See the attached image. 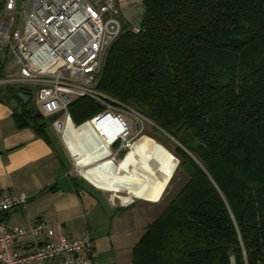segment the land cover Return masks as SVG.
Segmentation results:
<instances>
[{"label": "trees", "instance_id": "1", "mask_svg": "<svg viewBox=\"0 0 264 264\" xmlns=\"http://www.w3.org/2000/svg\"><path fill=\"white\" fill-rule=\"evenodd\" d=\"M142 3L140 30L122 22L96 88L155 125L187 180L145 226L132 264H264V0ZM22 90L1 86L0 98L46 137L49 120ZM102 110L87 97L68 106L76 126Z\"/></svg>", "mask_w": 264, "mask_h": 264}, {"label": "built area", "instance_id": "2", "mask_svg": "<svg viewBox=\"0 0 264 264\" xmlns=\"http://www.w3.org/2000/svg\"><path fill=\"white\" fill-rule=\"evenodd\" d=\"M122 30L116 0H0V52L13 56L17 65L14 74L0 75V87H33L38 110L45 117L57 115L52 125L61 136L69 104L91 98L103 110L89 122L112 118L105 124L116 133L109 147L124 145L143 115L96 88L107 50ZM131 30L138 32L140 25ZM27 200L22 191L0 194V264H94L95 244L88 234L60 232L55 239L44 219L7 227L3 215ZM26 237L33 239L31 249L19 251L16 245Z\"/></svg>", "mask_w": 264, "mask_h": 264}, {"label": "crops", "instance_id": "3", "mask_svg": "<svg viewBox=\"0 0 264 264\" xmlns=\"http://www.w3.org/2000/svg\"><path fill=\"white\" fill-rule=\"evenodd\" d=\"M116 3L123 23L131 26L140 25L144 16L142 0H116ZM4 64L5 62L3 67ZM3 74L5 73L2 68ZM18 87L23 88L22 92L32 98V90L29 87ZM15 110H19L15 101L0 98V194L22 191L28 200L24 206L3 215L6 226H29L37 219H44L52 226L55 239L60 232L68 237L88 234L95 244L94 264H132V248L141 237L145 226L152 220L146 224L140 221L142 226L139 232H136L131 225L133 220V217L130 218L131 215L111 218L108 228L110 250L101 251L97 250L96 240L92 235L93 227L86 211L88 207L93 206L94 201H99L97 196L111 207L119 209L127 208L138 200L156 203L150 200L149 194L152 193L150 190H147L146 197L137 196L139 193L124 188L118 175L119 165L123 167L122 174L134 172L132 170L138 165V173H141L139 170L144 164L140 154L136 152L138 155L135 158L130 157L128 161L125 160L128 155H124L125 158L119 160V165L115 158L106 157L109 150L106 151L105 148H109L116 133L105 129L102 121L95 119L90 122V129L84 128L87 123L83 126H76L73 122L67 123L65 135L71 132L78 137L76 131L82 128L84 133L93 130L97 135L94 138L88 137L92 146L90 151L95 155L91 156L92 159L86 150L74 156L62 148L57 134L51 138L45 131L46 137H43L30 126L20 127L13 116ZM91 123L96 126L101 136ZM136 145H133L135 150L138 146ZM163 155L170 159L161 150L157 167L164 163V168H170L163 161ZM75 164L80 169V175L74 171ZM107 165L110 167H107L106 172L104 166ZM155 172H158L156 167ZM87 187L94 192H90ZM32 241L31 237H26L17 243L16 247L19 251H28L31 249Z\"/></svg>", "mask_w": 264, "mask_h": 264}, {"label": "rangeland", "instance_id": "4", "mask_svg": "<svg viewBox=\"0 0 264 264\" xmlns=\"http://www.w3.org/2000/svg\"><path fill=\"white\" fill-rule=\"evenodd\" d=\"M5 58V64L3 67L4 73L14 74L17 69L14 57L11 55H7L5 56ZM29 87L32 90L30 105L33 108L38 109L35 103V89L31 86ZM46 118L47 120H49V124L46 127L48 135L53 138L55 137V134H57V138H59L58 141H60L59 143H61L62 148L65 149V151L76 156L78 152H85L86 150L88 156L91 159L93 156H95L92 155L90 151L92 146L90 145L91 141L88 137L94 138L97 137V135L93 132V130H90L91 132L89 133L83 132L85 127H89V120L85 122L87 123V125L84 126V128L76 131L79 134L78 137L74 136L71 132H69L68 135L64 134L61 137V135H59L55 131L52 125V121L55 119V117L48 116ZM110 119L112 118L109 117L103 120L102 123L105 125L107 122L108 124ZM67 123L72 124L70 118L68 119ZM154 128L155 125L148 118L141 116L138 118V120H136L133 130L128 136V141L124 145L118 143L117 146H112L111 149H109L110 147H104L106 151L109 150L106 157H108L109 159L115 158L116 161H118V165L119 162L123 160L125 156L128 155V153H130L131 151L138 152L140 154L141 161L144 164V170L142 173H138V165L132 170L134 172H126V174L124 172L122 174L121 169L123 167L119 165L118 175L121 178L120 181L123 183L122 185L125 186L124 188L130 189L132 190V192L139 193V195L137 196L141 195L142 197H146L147 190H150V192H152L149 194L150 200H154L156 201V203H149L147 201L138 200L127 208L119 209L111 207L109 203L103 201V199L101 200L100 197L97 196L99 201H94L91 208L86 207L87 218L88 220H90L91 226L93 227L92 235L96 240L97 250H110L108 228L111 218L117 219L118 217H129L131 215L130 218L132 219L133 217L131 223L132 228H134V231L139 232V228L142 226V223L140 221H143V223L146 224L156 218L187 180V178L179 170H177V158L167 148L169 147V143L165 142L166 145H164L162 143L155 142L152 139L153 137H156L164 140V136L155 131ZM88 129H90V127ZM60 137L62 138V140ZM136 143L138 146L136 145ZM133 145L137 146L136 150ZM161 150H163L165 154L170 158L172 167H163L160 168L158 172H155V167H157L159 163ZM121 153H123V155ZM108 166L109 165L104 166L105 171ZM74 171L77 175H80V169L77 166L75 167ZM86 189H88L90 192H94V190L89 187H87ZM89 201L91 202V200Z\"/></svg>", "mask_w": 264, "mask_h": 264}, {"label": "bare ground", "instance_id": "5", "mask_svg": "<svg viewBox=\"0 0 264 264\" xmlns=\"http://www.w3.org/2000/svg\"><path fill=\"white\" fill-rule=\"evenodd\" d=\"M92 125H93V123H92ZM94 126V125H93ZM95 128H96V126H94ZM97 129V128H96ZM97 131H98V133L100 134V132H99V130L97 129ZM100 136H101V134H100ZM102 139H103V137H102ZM104 140V139H103ZM138 154L136 153V152H134V151H132L131 153H129L128 154V156H127V158L125 159L126 161H128L129 159H130V157L131 158H135L136 156H137ZM162 159H163V161L164 162H166L167 163V165L170 167H172V165H171V160L170 159H167L166 157H165V155H163L162 156ZM165 166V164L164 163H162L161 165H159L158 167H156V170L158 171L160 168H163L164 166ZM79 168V167H78ZM143 170H144V166H142L141 168H140V172L142 173L143 172Z\"/></svg>", "mask_w": 264, "mask_h": 264}, {"label": "water", "instance_id": "6", "mask_svg": "<svg viewBox=\"0 0 264 264\" xmlns=\"http://www.w3.org/2000/svg\"><path fill=\"white\" fill-rule=\"evenodd\" d=\"M17 96L21 99V101L26 104L29 100H30V95L26 94L22 91H18L17 92ZM177 164H178V160H177ZM230 264H235V258L234 255H230Z\"/></svg>", "mask_w": 264, "mask_h": 264}]
</instances>
